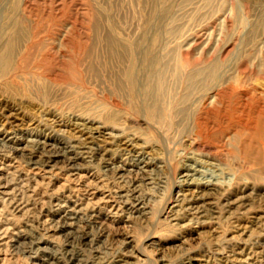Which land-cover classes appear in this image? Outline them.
<instances>
[{"label": "rangeland", "instance_id": "374dc122", "mask_svg": "<svg viewBox=\"0 0 264 264\" xmlns=\"http://www.w3.org/2000/svg\"><path fill=\"white\" fill-rule=\"evenodd\" d=\"M96 30L264 99V0H0V264H264V121L151 117L91 76ZM94 192L127 198L89 209Z\"/></svg>", "mask_w": 264, "mask_h": 264}, {"label": "bare ground", "instance_id": "6f19581e", "mask_svg": "<svg viewBox=\"0 0 264 264\" xmlns=\"http://www.w3.org/2000/svg\"><path fill=\"white\" fill-rule=\"evenodd\" d=\"M81 35L87 37L86 34H80L79 36ZM65 36L66 35L63 36V39L68 38ZM145 36H142L143 40H145ZM116 37L117 36L112 33L103 34L99 30L95 31L92 54L99 55L100 60L96 57L91 59L88 65L90 74L91 76H97L100 69L108 73H110L111 70L112 74L110 79L114 82V87L119 92H126L131 97H134L135 94L139 92L143 98L144 107L151 117L155 119L166 118L168 121L172 122L178 117L182 118L181 122L186 120L188 122L190 119H192L191 122H194L193 120H195L196 117V130L199 129L200 133L205 129L208 130L210 122H215L216 120L218 123L219 121L221 122L219 126H225L228 130L236 132L237 135L242 134L247 129V123H249L251 118L256 125L259 124V119L264 121V99L259 96L255 98L244 92L233 93L234 91L232 92V88L229 87L231 85L228 86V83H230L229 78L222 79V82L220 81L222 77L219 74L217 66L214 65L209 70L196 69L193 71V74L184 77L182 76V71L179 69V65H171L169 59L170 55L164 54L165 51H163V48L161 51H158L157 46H154L156 43L144 45L145 43L139 42L130 45V47H124ZM26 38L27 32L23 28H19L10 38L4 55V59L7 62L14 59L16 53L20 49L21 42ZM211 83L214 84L212 85ZM209 85L210 92H207V94L200 99H196L195 97L193 99L192 95L196 90L208 87ZM178 87H184L186 92L184 96H176V89ZM157 112H161L162 114L156 116L155 113ZM125 148H129V146L125 145ZM120 192H116V195L113 197L111 193H105L102 197H99L98 200H95L96 193H92L91 198H87V200L89 204L92 203L94 205H90L89 209H94L96 206L102 205L103 208L109 207L111 210H119L121 206L115 203L116 199L127 198L125 194H121ZM86 205L87 204H85V206ZM2 234H4V236L6 235L5 232ZM83 236L84 235H73V238L82 239Z\"/></svg>", "mask_w": 264, "mask_h": 264}]
</instances>
